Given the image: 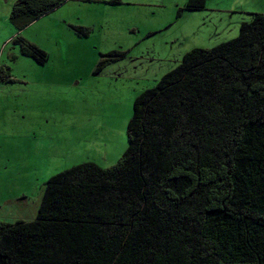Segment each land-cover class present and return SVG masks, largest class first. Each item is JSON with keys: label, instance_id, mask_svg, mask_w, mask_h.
Here are the masks:
<instances>
[{"label": "trees", "instance_id": "1", "mask_svg": "<svg viewBox=\"0 0 264 264\" xmlns=\"http://www.w3.org/2000/svg\"><path fill=\"white\" fill-rule=\"evenodd\" d=\"M68 1L16 0L9 23L20 33ZM10 42L49 60L18 34ZM125 55H104L98 71ZM0 82H12L1 65ZM126 136L113 166L50 177L33 221L0 222V264H264V14L139 94Z\"/></svg>", "mask_w": 264, "mask_h": 264}, {"label": "rangeland", "instance_id": "2", "mask_svg": "<svg viewBox=\"0 0 264 264\" xmlns=\"http://www.w3.org/2000/svg\"><path fill=\"white\" fill-rule=\"evenodd\" d=\"M16 0H0V222L36 218L44 184L82 163L113 166L127 148L135 98L152 88L194 48L238 36L241 24L264 14V0H206L204 10L181 11L188 0H76L18 35L44 50L45 65L10 42ZM71 26L90 29L87 37ZM125 52L98 71L103 56Z\"/></svg>", "mask_w": 264, "mask_h": 264}, {"label": "crops", "instance_id": "3", "mask_svg": "<svg viewBox=\"0 0 264 264\" xmlns=\"http://www.w3.org/2000/svg\"><path fill=\"white\" fill-rule=\"evenodd\" d=\"M73 1H76V0H71V1H68V2H67V3H65V4H68V3H70V2H73ZM108 5H109V4H108ZM60 9H61V7H60ZM57 10H59V8H58ZM57 10H56V11H57ZM21 32H22V31H21ZM21 32H20V33H21ZM20 33H16V34H20Z\"/></svg>", "mask_w": 264, "mask_h": 264}]
</instances>
